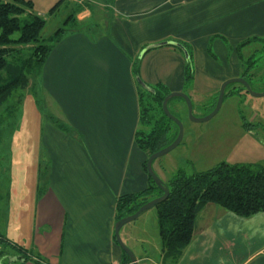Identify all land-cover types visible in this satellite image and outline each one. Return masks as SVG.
Wrapping results in <instances>:
<instances>
[{
    "label": "crops",
    "instance_id": "0c3cea01",
    "mask_svg": "<svg viewBox=\"0 0 264 264\" xmlns=\"http://www.w3.org/2000/svg\"><path fill=\"white\" fill-rule=\"evenodd\" d=\"M65 2L85 28L64 35L35 76L42 106L37 101L39 109L28 113L36 139L28 137L23 154L32 163L29 172L22 161L9 167L2 234L8 250H0V264H131L114 224L116 199L149 183L148 156L135 142L143 89L137 79L211 107L223 81L242 77L239 48L264 42V0ZM91 22L102 31L93 33ZM187 61L193 78L185 86ZM22 130L20 122L14 134ZM152 167L165 182L163 170ZM148 219L157 226L155 214ZM148 219L119 232L125 246L135 244L138 264H264V211L244 218L204 205L176 260L161 258L154 224L152 242L144 231Z\"/></svg>",
    "mask_w": 264,
    "mask_h": 264
},
{
    "label": "trees",
    "instance_id": "16d2710c",
    "mask_svg": "<svg viewBox=\"0 0 264 264\" xmlns=\"http://www.w3.org/2000/svg\"><path fill=\"white\" fill-rule=\"evenodd\" d=\"M61 2L64 0H60L58 4ZM82 24L71 12L64 19L62 26L48 38H43L40 33L45 26V20L37 13H33L30 0H0V105L17 88H27L29 78L39 74L53 47L64 35L85 28ZM67 25L70 28H66ZM14 32H18V37H11ZM250 60L249 64L244 62L242 64V77L251 86L250 77L252 78L254 74L249 69L255 60ZM186 63L185 86L189 85L193 78L192 64L190 61ZM150 88L154 89L153 93L142 89L139 95L140 125L135 133V142L146 156L166 147L178 134L177 126L161 110L163 97L168 93L166 87L157 85ZM227 89L239 91L244 88L241 84L235 86L233 83L225 90ZM19 103L20 101L17 104ZM211 107L212 110L214 106ZM11 111V108L6 109L7 113ZM170 113L172 114L171 111ZM55 124L63 132H70L66 125L58 121H55ZM143 167L146 169L145 163ZM148 179L149 183L142 191L124 194L116 199V221L133 214L147 201L162 194L161 189L156 187L149 175ZM163 184L169 190V194L155 207L161 246L160 256L163 259L179 258L194 235L195 218L206 204L217 205L237 217L244 218L264 211L262 163H220L212 169L191 175L179 169ZM6 241L7 239L0 233L2 248H6L8 244ZM13 249L20 254H26L25 249L20 246H13Z\"/></svg>",
    "mask_w": 264,
    "mask_h": 264
},
{
    "label": "rangeland",
    "instance_id": "374dc122",
    "mask_svg": "<svg viewBox=\"0 0 264 264\" xmlns=\"http://www.w3.org/2000/svg\"><path fill=\"white\" fill-rule=\"evenodd\" d=\"M30 1L32 2L33 13L38 15L41 13L40 16L45 20V26L40 33L43 38H48L59 26L63 25L64 19L71 13L72 10L70 11V9L73 7V4L65 2L66 0L59 4L60 0ZM55 5H57L56 8H54ZM103 22L105 21L103 20ZM90 25L93 27V33L102 31L101 27H94L92 22ZM65 27L70 28L69 25ZM17 35L18 32H14L11 37L16 38L18 37ZM239 49L243 57L242 63L249 64L251 62L250 59L255 60L252 68L249 69L254 74L252 78L250 77L252 90L254 92L264 90V42L247 47L242 46ZM248 57L250 58L247 59ZM250 72L248 71V74ZM29 81L28 88H17L0 105V188L3 189H0L1 234L5 232L3 217H5V207L8 200L9 185H6V183L9 182L7 178L11 174L9 173V167L13 160H15L16 164L22 161V164L28 167L29 172L32 163V157L29 154L23 155L28 152V137L31 138L30 142L36 139V134L29 127V125H32L31 118L35 119V117L28 113L34 112L35 108L39 109L38 104L41 106L42 104L39 100L40 92L37 90L36 77L34 75L31 76ZM234 85L238 84L234 83ZM28 91L33 93V95L28 93ZM236 93H239V96ZM223 96L220 110L211 117V120L200 123H195L187 117L185 103L180 98L172 99L169 102L167 105L168 109L176 118L182 121L184 134L176 148L169 151L165 156L157 158L153 163L156 172L159 169L163 170L158 172H160V176L164 178L165 182L169 181L179 169L191 175L212 169L220 163H262L264 165V96L252 97L245 89L239 91L227 89ZM44 99H46V96H44ZM19 101L20 105L17 104ZM216 101L217 98L212 101L211 105L214 106ZM47 106L51 108L49 111L50 115H55L56 110L53 106L50 103ZM8 108L12 109L11 113L6 112ZM192 108L193 115L200 118L211 113L212 107H210V104H201L199 106L194 104ZM21 116H23L22 119ZM20 122L24 130L19 135H15L14 131L18 128ZM26 127L29 129L28 132H26ZM174 131H172V134L175 133ZM19 145L20 149L16 151L15 146L19 147ZM30 145L33 146L31 143ZM153 214H155L156 219L157 212L155 207L148 209L142 214L141 217L145 218H136L135 221L127 223L125 226L134 227L135 225H141L142 219H148ZM147 221L149 224H146V227L144 225V231L147 236H151L152 242L151 226L153 227L154 220L153 224L151 219ZM154 228L158 231V224L156 227L154 224ZM134 245L130 244L129 246L131 248ZM1 249L4 251L2 245L0 246ZM136 250L138 251V247H136ZM146 264L151 263L146 262Z\"/></svg>",
    "mask_w": 264,
    "mask_h": 264
},
{
    "label": "water",
    "instance_id": "95a60500",
    "mask_svg": "<svg viewBox=\"0 0 264 264\" xmlns=\"http://www.w3.org/2000/svg\"><path fill=\"white\" fill-rule=\"evenodd\" d=\"M166 43L167 42H162V43H158V44H151V45L143 48L140 51V55H143V53L145 51H147L148 49H151V48L157 47V46H163V44H166ZM137 82H138V85L140 88H143L144 90H146L147 92H150V93L154 92V89L152 90L149 86H147L139 78L137 79ZM233 83L241 84L242 87L245 89V91L248 94H250L252 97L256 98V97L264 96V90H262L260 92L259 91L254 92L252 90L250 84L245 79H243L242 77H236V78L228 79V80L223 81L221 83V87H220L218 94H217V96H218L217 101H216V104L214 105V108L211 110V113H209L206 116L200 117V118L195 117L193 115V112H192L193 108H192L191 99L185 93H183L181 91L169 92L163 97L164 99L162 100L161 110H163L164 115L167 116L171 121H173L174 124L177 126L178 134H177L176 138L172 142H170V144H168L166 147H164L160 150H157L153 154H150L148 156L146 162H145L147 174L149 175L150 178H152L156 187L161 189L162 194L159 195L157 198H154V199L147 201V203L140 206L133 214L125 216L124 218L116 221L114 224V226H115L114 227V237H115L119 247L127 255L128 259H130L131 264H138L137 259L135 258L132 250L130 248H128L127 246H125V244L122 242L121 237L119 236V232L125 226V224L130 223L132 221H135L136 218L140 217L148 209H150L152 207H156L159 202H161L162 200H164L168 196L169 190L163 184V181L161 180V178H159L158 175L155 174L153 167H152V164L157 158L165 156L169 151L176 148L179 145V142L181 141L183 134H184L182 121L170 113L168 106H167L168 102L172 99H175V98H181L185 103V106L187 109V117L190 118V120H193V122H195V123L206 122V121L211 120V117L214 116L220 110V108H221L220 106H221L223 98H224V96H223L224 91H225L227 86L232 85Z\"/></svg>",
    "mask_w": 264,
    "mask_h": 264
},
{
    "label": "bare ground",
    "instance_id": "6f19581e",
    "mask_svg": "<svg viewBox=\"0 0 264 264\" xmlns=\"http://www.w3.org/2000/svg\"><path fill=\"white\" fill-rule=\"evenodd\" d=\"M178 48V47H177ZM132 61V60H131ZM155 88V87H154ZM158 93V92H157ZM146 100V99H145Z\"/></svg>",
    "mask_w": 264,
    "mask_h": 264
}]
</instances>
